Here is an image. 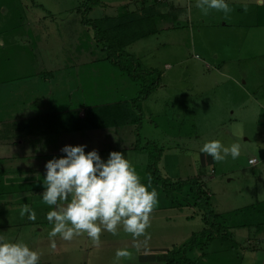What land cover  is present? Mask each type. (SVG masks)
<instances>
[{
  "label": "rangeland",
  "instance_id": "1",
  "mask_svg": "<svg viewBox=\"0 0 264 264\" xmlns=\"http://www.w3.org/2000/svg\"><path fill=\"white\" fill-rule=\"evenodd\" d=\"M81 1L0 0V35L4 32L6 37L0 36L2 43H5V46L0 48V55L4 60L9 58L11 62L8 64H13L11 72L4 77L6 81L10 79L9 81L13 82L16 76L21 77L17 71L24 64L25 56L20 52L19 46L24 43L25 46H29L25 52L26 56L32 58H36L37 55L38 58L42 57V60L81 61L86 59L82 57V53L85 52L91 59L107 62L104 59L105 53L93 41V32L79 25L81 12L85 10V4H81ZM98 1L103 5L87 12L85 15L87 19L109 20L113 12H116V15L123 14L117 5L127 0ZM142 1L148 4L144 9L151 6L159 8L157 1L135 0L134 4H126V9L129 12L143 13L144 9L138 7L136 10ZM262 1V4H258L257 0H228L231 9L229 13L209 10L208 14L204 15L196 7V0H181L182 12L169 8L168 12L164 13L165 20L161 22L155 19L159 13L148 12V16L154 18L140 22L135 34L141 31H149L151 34L123 48V51L131 55L135 61L132 70L136 73L137 80H130V96L120 97L121 91L112 93V96L120 102L123 101V104L129 101L130 98L127 97L137 100L149 84L159 77L158 90H154L155 93L152 91V94L141 102L143 115L140 124L131 122L120 125L122 128L117 126V129L121 128L118 134H123L120 137H116L113 132H107L105 136L107 148H102V141L105 138L101 135H96L95 138L98 139L96 144L93 139L82 137L78 130L70 134L69 139L75 142V146L79 145L80 140L85 139L86 152L98 148L96 150L105 160L111 151L122 152L131 161L141 179L143 175L147 177L146 168L155 161L152 156L159 154L154 167L161 178L170 179L171 182L177 181V178L185 180L197 175L200 170L197 158L199 153L206 154L200 151L205 142L220 140L226 146L238 142L241 145V154L238 158L233 160L228 157L221 162L214 160L212 166L203 169L204 176L201 177L211 208L219 214H226V222L234 221L235 215L244 213L247 207L264 199V0ZM131 22L132 19L129 23ZM131 24L136 29V24L133 22ZM40 44H43V48ZM30 48L36 49L37 53L35 50L32 53ZM49 52L56 55L55 59ZM4 62L6 65V61ZM4 64H1L2 68L5 67ZM119 64L127 63L123 60ZM216 64L221 65L222 68H219L228 73V76L234 77L241 86L245 82L242 87L244 91L240 90V84L235 86L230 81L232 86L226 82L217 88L213 87L217 70L212 66H217ZM89 71L98 72V69L88 68ZM102 71L108 73L111 69L106 68ZM77 76L75 73L74 77ZM103 76L104 79L101 78L99 82L91 79V85H87L86 80L81 79L79 75L80 80L77 83L80 85L81 81L86 82L80 85L84 86L83 90L90 88L93 91L96 84L109 86L108 81L111 78H106L108 77L106 74ZM122 76L126 77L124 74ZM29 82L33 83L32 78ZM113 86L114 84H111L110 88ZM115 86L116 89L120 87V90L128 93L125 85H118L117 80ZM31 88L33 89V85ZM72 100L73 105L83 103L79 97L76 99V95ZM97 103L96 100H88L82 105ZM126 105L128 106L125 103ZM149 133L152 140H144ZM146 143L150 145L145 146ZM116 144L120 145L116 147ZM249 158L257 161L255 167H248ZM162 162L167 173L161 172ZM41 164L39 161V166ZM1 167L5 170L13 168ZM31 174L33 173L24 171L16 177L20 180L12 178L10 185L14 188L13 192L4 189L5 185L3 186L5 182L8 183V178L14 177L10 176L11 173L6 176V180L0 182V188L6 192V196H2L0 201V237L6 242H15L13 239L16 235V242L25 243L31 249L40 252V261H45L46 264H83L88 259L90 264H101L94 261L100 254L93 256L90 254V258L85 259L88 248L93 247L88 246V242L94 244L86 234L74 237L71 241H65L58 235L53 238L57 241L56 247L54 250L51 249L52 241L48 237V232L52 225L45 218L50 208L36 191H33L36 193L32 196L25 198V201H21V205L31 204L30 208L36 213L35 221L29 220L27 214L20 216L19 211L16 212L14 208L15 205L6 207V202L11 204L12 201L15 204L20 195L17 192L21 190L19 188H22V185H31L35 188V185L43 184V178L37 179L38 176ZM162 204L156 205L154 212L150 214V226L144 235L134 238L121 229L115 236L103 231L100 241L106 239L102 242L111 241L114 248H118L119 244L126 245L127 242L137 239L141 242L148 241L149 246L167 251L181 246L192 234L202 231L204 226L198 209L192 207L171 209L167 204L162 207ZM252 209L249 208L248 211ZM24 224L26 225L22 226ZM16 225H20L19 229L14 227ZM228 231L229 237L224 241L215 240L202 250H194L189 258L197 264H238L235 255L240 253L239 260L240 255L247 250L235 246V235L232 237L230 234L232 230ZM241 232L248 235L249 239L252 238L250 230L244 229ZM248 232L251 235L247 234ZM149 241H152L151 245ZM248 243L252 244V247L255 246L257 252H261L259 246L251 241ZM76 247H80L81 251ZM216 248L217 250L223 248L222 256L214 254ZM50 250L52 253L55 250L57 252L49 256ZM230 251L232 256L227 254ZM115 253L116 251H112L106 254L108 257L111 255L113 259L107 264H114ZM116 264L124 262L120 260ZM243 264L249 263L246 260Z\"/></svg>",
  "mask_w": 264,
  "mask_h": 264
},
{
  "label": "crops",
  "instance_id": "2",
  "mask_svg": "<svg viewBox=\"0 0 264 264\" xmlns=\"http://www.w3.org/2000/svg\"><path fill=\"white\" fill-rule=\"evenodd\" d=\"M154 1L158 2L159 8L151 7L150 10H152L153 8V11L155 13L157 14L159 13V16L157 15L158 17L155 18L159 22L165 20L166 15L164 13L165 12L167 13L169 8L172 11L182 12V8L180 6L181 0H154ZM134 2L135 0H127L126 2H121L117 5V8L120 9H122L123 7L126 8L125 6L126 4L131 5L134 4ZM257 2L258 4L263 3L262 0H257ZM101 5L103 4L101 3ZM145 5L148 6V4L144 3L143 1L141 3L139 2L138 6L136 7V10L139 8L144 9ZM115 16H117L116 12H113L110 15V18ZM79 25L81 26V24ZM72 33L73 35H75L74 32ZM79 34L80 31L78 30V35ZM0 36L6 38L4 37V32ZM40 45L43 48V44ZM3 46H5V43H2L0 39V48H2ZM19 47L21 49L20 52H22L23 55L25 56L23 61L24 64L22 65L21 68H18L17 71L21 77L16 76L15 80L13 79L14 80L13 82L9 81L10 79H8L7 81L6 79H4V77L8 75L7 73L11 72L10 71L11 65L13 64H8L11 62L9 58L4 60L3 57L0 55V69H2L0 71V182L6 180L7 178L6 176L10 175L11 173L10 176H14V177L8 178V183L5 182L3 186L5 185L4 189H7L12 192L14 188L11 187L10 180H13L14 178H15L14 180H20L16 177L23 174L24 171L32 172L33 174L31 175L38 176L36 177L37 179L43 178L46 172V170L44 171L45 163L48 160L52 159L53 157L58 158L64 155L60 151L64 145L75 146V142L72 139L71 140L69 139L71 138L70 134H73L74 131L68 130V127L73 125L72 117L74 116V114H77V116L81 117L82 119L88 107H92V106L104 107L111 104L119 103L120 101L115 99L114 96H112V93H115V91H121L120 97L127 95L130 96L129 78L122 76V74L118 72L116 73V70L111 68L108 62H103V60L97 59L99 60L98 62L95 59H91V56H89L85 52L82 53L83 54L82 57L86 59L81 61H60V60H52V59L42 60V57L38 58L37 55L36 58L26 56L25 52L28 50L27 47L29 46H25V43ZM34 50L35 53H37L36 49L30 48V51L32 53ZM49 54L51 55V57H53V59H55L56 55H53L52 52H49ZM4 61H6L7 63L6 65L4 64L5 63ZM1 64H4L5 67L2 68ZM219 67H221V65L212 66L213 69L217 70L215 72L217 75L215 77V81L213 82L214 83L213 87L217 88L220 85L226 84V82L229 83V81L232 83V85L239 86L240 83L237 82L234 79V77L228 76L227 75L228 73H225L224 71H222L221 69L222 67L221 68ZM88 68L98 69V72H93V71L88 72ZM106 68L111 69V71H109L108 73L102 71ZM75 73L78 74L77 77H74ZM1 74L3 75V80H1ZM103 74H106L108 76L106 78L108 79L111 78V80L108 81L110 83L109 86L107 84H103L102 86H97L96 84V88H94L93 91L90 88H85L83 90L84 86H80L83 85V83L85 84L86 82L87 85H91L90 83L91 79H96V83L99 82L101 78L104 79ZM79 75L81 79L86 80V82L81 81L80 85H78L77 83V81L80 80ZM31 78L33 83L29 82V79ZM225 79L226 81H224ZM116 80L118 81V85L121 84L125 85V90L128 91V93H124V91L120 90L121 89L120 87L116 89L115 86ZM111 84H114L112 88H110ZM32 85H33V89L31 88ZM229 85L232 86L230 83ZM244 85L245 82L242 83V86L240 84L241 86L240 90L244 91L242 88L244 87ZM155 91H153L152 93H155ZM75 95H76V99L79 97L80 101H82L83 103L84 101H88V100H94V101L96 100L98 103L87 104V106H83L82 105L83 103L78 105H73L71 104V102L73 101L72 98ZM127 99H129V101L128 102L125 101V103L130 105L133 99L131 97H127ZM129 105L128 106L126 105L124 109L127 110L125 112V115L131 117L132 115V113L130 112L131 109L129 110L127 108L130 107ZM141 105L142 104L140 103L138 107L141 112V115H143L142 110L140 108ZM113 114L117 115L116 113ZM148 115L150 116L151 113ZM120 127L122 128V126ZM121 128L117 129V127H109L105 129H87L77 132L80 133L82 137L93 139L95 141L94 144L98 142V139L95 138L96 135H101L102 137L105 138L102 141V148H107V144H106L107 140L105 137L107 132L109 133L113 132L115 133L116 137L117 136L120 137V135L123 136V134H118ZM103 133L105 135H103ZM144 140H152L151 134L149 133L148 137L145 138ZM84 143L87 145L85 139L79 141V145H84ZM119 145L116 144L115 146L117 147ZM94 149H98V148H94ZM43 158L44 160H41ZM197 159H198V168L200 170L198 171L197 175L194 178H197L199 182L202 183L201 177L204 176V173L202 172L203 169L205 167L209 168L210 166H212L214 164V160L210 155L208 154L201 155L200 153L198 154ZM251 159L255 160L254 158H249L247 160V165L249 168H253L257 165L256 160L254 164H249L248 161ZM39 161L42 163L41 166H39ZM1 166H13V168L10 170H5ZM25 166H27V168ZM15 169L19 171H15ZM161 172L167 173L165 168H163V162L161 163ZM142 178H143L141 179L142 183L145 184L149 183V180L145 175H143ZM22 186H23L22 188H19L21 190L17 192L20 195H18L15 204L12 201L11 204H8L5 200L6 207L8 205L16 206V207L12 206L16 208L17 210L16 212H18L21 207L22 204L21 201H25L26 200L25 198H27L28 196H32L36 192L40 196L44 190L43 184L35 185L36 186L35 188H33L31 185L29 186L22 185ZM30 189H32V191H30ZM153 189L157 192V196H158V203L156 205H160L163 203L162 207H165L166 202L164 201V195L162 191L158 186L150 183L149 190H153ZM2 196H6V192H4L0 188V201ZM40 200L42 201V199ZM249 208H253V209L247 211V209ZM161 209H165V208H161ZM247 209L245 210L244 213H240V215H235L234 218L237 219L239 217V219L240 220L242 219L243 221L250 219L252 220V223L256 225L252 224L248 228L231 229L232 232H230V234H232V237L235 235L234 236L235 246H238L239 248L242 247L240 248L241 250L242 249L247 250L246 252L242 253L243 254L242 256L240 255L239 260H238V255L240 253L238 255H235L237 256L235 258L238 264H243L245 263L246 260L248 261L249 264L250 263L264 264V252H262L264 250V216L262 215V212H264V199L255 202L253 206L247 207ZM154 210L155 209H153L152 212H154ZM25 225L26 224L22 226ZM19 226L16 225L14 227L19 229L18 228ZM120 229L123 230L122 226L118 228V230ZM244 229L251 231L250 232L252 234L251 239H249L248 235H245V233L241 232L244 231ZM250 233L248 232L247 234ZM255 235H257L256 239H255ZM16 237L17 236L15 235L13 239L15 242L17 240ZM102 240H106V239H102ZM102 240L98 245L92 244L90 241L88 242L89 244L88 246H93V247L88 248V254L85 259L90 258L89 257L90 254L91 256H93L94 254H100L98 259L94 258V261L100 262L101 264H104L106 262L105 264H107L109 261L113 259L111 255L108 257V255L106 254L112 251H117V249H127L131 253V255L127 259L121 258V261L124 262V264H153V263L162 264L161 256L166 251L165 249L162 248H155L149 246L148 241H146L148 243L147 244L146 242L144 241L141 242L137 239L136 240L133 239L127 242L126 245L119 244V247L117 246L118 248H114L113 246L114 244H111V241L102 242ZM250 241L251 243H254L256 246H259L260 247L259 250L262 253L257 252L256 247L255 246L252 247V244L248 243ZM149 242L151 245L152 241ZM74 245L75 244H73V246ZM76 249L78 251H81L80 247H76ZM219 250L220 249L217 250L216 248L213 252L217 256H222V253L219 252ZM56 252L57 251L55 250L52 253V251L50 250L49 256L56 254ZM230 253L231 251L227 254L229 256H232L233 254ZM43 263L46 264L45 261L44 262L40 261V264ZM83 264H90L89 259L85 260Z\"/></svg>",
  "mask_w": 264,
  "mask_h": 264
},
{
  "label": "clouds",
  "instance_id": "3",
  "mask_svg": "<svg viewBox=\"0 0 264 264\" xmlns=\"http://www.w3.org/2000/svg\"><path fill=\"white\" fill-rule=\"evenodd\" d=\"M196 7L207 15L209 10L225 14L231 11L228 0H196ZM86 145H64L60 157H53L45 163L43 177V201L50 210L46 220L52 225L48 237L55 248L59 237L71 241L86 234L96 245L103 231L118 234L124 232L134 238L145 234L150 226V214L158 203L157 192L149 190L142 183L131 161L120 151H111L102 159L96 149L85 152ZM200 151L210 155L217 162L228 157L233 160L241 154V145H229L220 140L205 142ZM20 216L35 221L36 213L29 205L23 204ZM127 249H117L114 264L121 258H129ZM41 253L22 242H6L0 237V264H40Z\"/></svg>",
  "mask_w": 264,
  "mask_h": 264
},
{
  "label": "trees",
  "instance_id": "4",
  "mask_svg": "<svg viewBox=\"0 0 264 264\" xmlns=\"http://www.w3.org/2000/svg\"><path fill=\"white\" fill-rule=\"evenodd\" d=\"M83 3L85 4V10L81 12L80 24L86 30L93 32V41L97 47L99 46L101 51L105 53V61H107L113 69L117 70L118 73L126 75L129 80L136 81V73L132 70L135 63L134 58L131 55H127L123 51V48L151 34L149 31H141L135 34V30L139 28L140 22L154 18L150 15L148 16V12L155 13L153 8L150 10L153 6L142 10L145 12L140 14L128 12L127 9L123 7L121 9L123 14L119 13V15L111 17L109 20H93L87 19L85 15L94 7L101 5V3L98 0H82L81 4ZM131 19L133 24H136V29H134L131 24L132 22L129 23ZM153 32L155 31L153 30ZM123 60L127 63L126 65L119 64L120 62L122 63ZM158 81L159 77L155 78L137 100L133 99L130 105L128 104L130 107L127 108L132 110H130L132 113L131 117L125 115L127 111L124 109L125 103L119 102L104 107L92 106L87 108L82 119L78 117L77 114H74L72 117L73 125L69 126L68 130L83 131L87 129H105L131 122L138 123L139 125L141 122V112L138 105L145 100L152 91L158 88ZM149 145L150 143L145 144V146ZM153 146L155 147L154 144ZM152 157L155 161L150 163L146 168L147 178L150 180V183L160 188L168 208H196L201 212V221L204 226L201 232L192 234L186 243L177 248L173 247L165 251L161 256L162 264H197V262L189 258V255L193 253L194 250H202L207 244L213 243L215 240L224 241L229 237L227 235L229 229L248 228L252 224L256 225L252 223L250 219L243 221L242 219L240 220L239 217L237 219L234 218V221L228 220L226 222V214H218L211 208L209 196L205 192L203 184L200 183L197 178L185 180L177 179V181L174 180L175 182H171L170 179L167 178H161L158 174V170L154 167L156 160L159 159V154ZM262 215L264 216V212H262ZM220 251L223 255V248H221L219 252Z\"/></svg>",
  "mask_w": 264,
  "mask_h": 264
},
{
  "label": "built area",
  "instance_id": "5",
  "mask_svg": "<svg viewBox=\"0 0 264 264\" xmlns=\"http://www.w3.org/2000/svg\"><path fill=\"white\" fill-rule=\"evenodd\" d=\"M248 162H249V164H254L255 163V160L251 159Z\"/></svg>",
  "mask_w": 264,
  "mask_h": 264
}]
</instances>
